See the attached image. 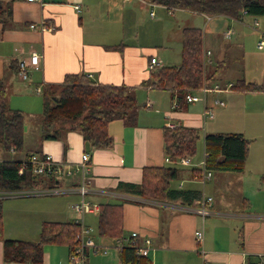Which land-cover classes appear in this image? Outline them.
Segmentation results:
<instances>
[{"label":"crops","instance_id":"1","mask_svg":"<svg viewBox=\"0 0 264 264\" xmlns=\"http://www.w3.org/2000/svg\"><path fill=\"white\" fill-rule=\"evenodd\" d=\"M2 1L10 9V14H7L4 23H0V84L6 90L9 107L22 111L25 116L26 147V134L31 130L28 118L38 108L33 98H36L34 95L42 97L44 85L59 84L69 74L83 73L97 84L134 88L140 105L138 123L136 126H129L122 120L112 121L108 126L113 137L111 146L92 148L85 144L81 133L71 130L66 133L64 140L45 139L40 142L39 134L33 149L40 147L43 154H49L56 161L73 169L80 162L82 154L88 153L90 183L86 199L99 206L104 203L121 204L124 238L137 232L134 240L140 247L145 246L144 241L149 239V255L145 257L152 264H204L206 260L210 264H258L264 254V199L258 202V193L264 191L260 178L264 175V150L255 147L257 137L252 140L246 168L259 192L251 190L253 195H249L250 198L242 183L244 172H218L217 177L212 175L203 182L202 172L201 177H197L193 168L203 170L204 161L193 165L191 159L190 165L176 164L182 167V173L179 179L172 181L173 188L198 191L201 195L213 197L211 214L205 219L195 212L197 200L192 205L180 199L157 201L142 198L134 190L143 180L144 168L175 165L174 162L166 161L164 132L170 124L196 129L199 139L200 133H203V145L206 134L241 133L245 136L248 133L247 130L226 132L220 129V125L216 124V116L219 109L223 112L228 105L214 96L234 91L227 87L239 79H244L247 83L255 82L254 84L262 86L260 91H264V80L258 84V79H246L245 47L238 42V34L229 25L233 21L242 22L247 14L237 20L226 15L206 16L184 10L205 18L207 26L213 21H223L226 25L223 31L208 27L204 31L197 26L181 29V43L185 28L202 30L206 73L210 68L214 69V74L228 72L236 67L241 71L244 69L242 77L236 81L211 77L207 81L208 87L218 84L223 90H210L203 94L202 99L196 101L204 104L203 111L198 112L192 106L196 102H188L185 98L179 100L177 94L172 96L167 90L142 85L153 70L163 66H179L163 63L158 56L160 53L153 46L131 41V28L139 24L137 12L131 4L139 2L141 8L151 9L150 14L154 12L155 6L160 5L154 3L151 6L140 0ZM175 10L180 9H172L170 13ZM155 16L154 12L152 18ZM31 24L36 27L31 28ZM41 24L48 30H40ZM260 26L259 22L256 29L261 37L256 49L260 51L263 60L264 45L262 48L258 47L260 41L264 40V31L259 29ZM136 28L132 29V34L136 31L135 35L138 37L139 31ZM33 52L42 55L41 68L32 70L28 80H22L18 76V63L28 61ZM151 58H157L160 65L150 68ZM199 92L202 93L201 88L192 94L197 95ZM209 94H212V98H208ZM210 113L212 114L209 115ZM9 153L12 155L7 158L0 152V162L25 158L24 152ZM78 183L79 175L76 173L72 180L62 183L68 188L72 186L69 192L31 196L39 198L23 200L27 202L21 211L25 218L22 219L23 227L26 226L24 230L28 229L35 236L39 234V228L45 221L75 222L78 215L75 217L71 209L72 204L80 200L74 187ZM20 209L21 207L18 208ZM99 212L85 215L84 225L97 228ZM4 219L3 201V221ZM201 229L204 237L199 242L196 232ZM11 234L12 231H6L4 223V239L23 240ZM98 237L102 245L99 246V252L88 253L89 264H121L119 240L99 234ZM90 254L94 255L89 258ZM68 255L69 250L65 245H46L41 264H68ZM0 264L25 263L6 262L3 258V240H0Z\"/></svg>","mask_w":264,"mask_h":264},{"label":"trees","instance_id":"2","mask_svg":"<svg viewBox=\"0 0 264 264\" xmlns=\"http://www.w3.org/2000/svg\"><path fill=\"white\" fill-rule=\"evenodd\" d=\"M165 6L168 10L180 9L206 16L226 15L240 20L243 15L264 17V0H149ZM10 14L0 0V23ZM182 63L179 66H163L153 70L142 85L153 89H163L177 94L178 99L197 91L211 79L205 70L203 32L200 28L183 30ZM231 89L234 91L256 92L262 86L237 80ZM43 110L41 117L40 142L45 139H63L68 131H78L84 142L92 148L109 147L113 144L108 126L112 121L122 120L124 124L136 126L140 105L134 88L125 85L97 84L86 74H69L59 84H47L42 89ZM22 111L12 109L7 102V93L0 84V145L6 153L19 152L23 160H3L0 162V191H14L32 188H47L59 184L52 177L33 173L28 161L32 154H42L41 148L26 149L25 125ZM166 155L176 161L181 157L196 154L199 133L185 126L166 128L164 132ZM205 168L212 172L245 171L250 140L241 133L206 134L204 138ZM23 168V172L19 173ZM182 167H146L143 180L135 186L140 197L157 201L180 199L189 205L199 200L198 191H184L172 187V181L179 179ZM197 170L199 172H197ZM201 177V168H193ZM75 176V175H74ZM73 176V178H74ZM72 178V179H73ZM264 185V175L261 177ZM3 201L0 198V240H3V258L6 262L41 264L46 245H65L69 254L76 249L80 226L76 222H44L37 241L4 239ZM102 237L122 240L123 206L104 203L100 205L97 225ZM131 239L119 247L121 264H152L149 258L137 253Z\"/></svg>","mask_w":264,"mask_h":264},{"label":"rangeland","instance_id":"3","mask_svg":"<svg viewBox=\"0 0 264 264\" xmlns=\"http://www.w3.org/2000/svg\"><path fill=\"white\" fill-rule=\"evenodd\" d=\"M137 6V7H135ZM131 7L134 8L137 12V16L139 19V24L134 28H131V41L135 43H141L148 45L150 47L153 46L157 52L160 54L159 59L165 63L170 65H180L182 63V43L179 40V34L181 29L186 26H197L205 31L208 29L223 31L226 29V25L223 21H219L215 23L214 21L210 23L208 26L206 25L205 18L196 16L194 14H190L185 12L184 10H175L174 13H170L168 9L160 6H155L153 11L155 12V18H152L150 11L146 7L141 8V4L139 2H133ZM255 18H257L260 22V30L264 31V17H253L247 15L244 17L242 22L233 21V24H229L238 34V42L244 45L246 52V79H258L259 81L264 80V59L262 60L260 51L256 49L257 42L260 40L261 34L255 27ZM137 27V28H136ZM137 29L139 31V36L135 35L136 31H134V35L132 34V29ZM236 37H234L235 39ZM242 71L236 67L231 68L228 72H219L218 74H214V69L210 68L207 70L208 76L213 77L215 79H219L220 77H224L226 79H230L232 81H236L242 77ZM254 77V78H253ZM255 83V82H254ZM261 84V83H260ZM232 90V89H231ZM200 97H203V93L197 94ZM218 100L225 101L228 105L226 110L221 112L219 109V113L216 116V124L220 125V129H223L226 132H235V131H248L245 136L250 140L249 153L252 145V140L257 137L255 141V147L264 150V91L257 92H243V91H232L230 93H221L218 95H214ZM33 101L34 104H38V108L34 109L31 114L32 117L28 118V121L31 126V130L26 134V144L28 149L31 150L36 146L38 141V137L40 134L41 128V117H42V97L34 95ZM208 98H212V94L208 95ZM211 103V100L210 102ZM193 110H197L198 112L203 111L204 104L203 102H196L192 104ZM200 139L197 143V151L196 154L192 157V163L199 164L205 159L204 153V145H203V133H200ZM26 147V148H27ZM0 152L5 157H10L11 153H6L3 151L0 145ZM248 153V158H249ZM16 158V156H14ZM247 158V161H248ZM247 167V162H246ZM245 167L244 175L242 177V183L244 184L246 193L248 197L249 195H253L251 190H255L256 193L259 192L257 187L253 184V177L251 173ZM218 172H213L214 177H217ZM261 178V176H260ZM173 184H175L173 182ZM203 189V187L201 188ZM258 202L263 201L264 199V191L259 192ZM207 196H209L207 194ZM39 197H29V196H20L17 198H3L4 199V213L5 219L4 223L6 226V231L11 232V235L18 237L23 240L37 241L40 237L41 227L39 234L32 236V234L27 230H24L23 220H25L23 213H21L26 201L23 200H32ZM73 205V204H72ZM8 206H11L9 208ZM21 207L20 210L18 208ZM73 215L76 217V213L71 209ZM48 222V221H45ZM90 226V225H89ZM93 228V238L96 241L97 246H101L102 244L99 241V237L97 234L96 226H90ZM51 246V245H48ZM64 246V245H63ZM65 248V247H63ZM68 248V247H67ZM69 250V249H68ZM111 249H109V252ZM94 254H90L89 258ZM70 256L68 255V264H70Z\"/></svg>","mask_w":264,"mask_h":264},{"label":"built area","instance_id":"4","mask_svg":"<svg viewBox=\"0 0 264 264\" xmlns=\"http://www.w3.org/2000/svg\"><path fill=\"white\" fill-rule=\"evenodd\" d=\"M143 3H147L149 5H154V3L148 2L146 0H140ZM77 9L79 7L77 6ZM151 15H154V12H151ZM255 27L259 25L258 20L254 22ZM31 28H35L34 24L30 25ZM40 30L46 31L48 28L41 24L39 27ZM229 33H227L228 35ZM264 45V40L260 41L259 48H262ZM210 54V51L207 52ZM42 64V55L36 52H33L28 61H20L18 63V76L22 80H28L30 78V74L32 70H39ZM160 65V61L157 58H151L150 68H154V66ZM232 84L228 85V89L231 88ZM214 90V91H222L220 85L215 84L212 88L204 85L201 88L203 94L206 92ZM40 92V90H37ZM202 98L198 95L189 93L186 95V100L188 102H196L201 100ZM210 113L209 115H211ZM169 127H174V125H169ZM207 154H205L206 158ZM89 160L90 155L88 153H83L81 156L80 162L73 169L62 162H58L52 158L49 154H32L28 161L31 163L33 168V173L36 175L48 176L54 178V180L59 181V184H56L47 188H32V189H23V190H14V191H0V198H17L20 196H51V195H60L63 193H67L71 190V187L63 186L62 183H65L67 180H72L73 176L77 173L79 175V183L74 186L77 193L80 196V200L72 205L73 211L78 215V218L75 220L77 224H79L80 231L77 235L78 244L76 249L69 254L71 264H89L88 262V253H97L99 252V246H97L96 241L93 238V229L84 225V217L87 214L98 213L100 210V206L98 204L92 203L86 199V196L89 192L88 185L90 183L89 180ZM166 161L174 162L178 165H190L191 158L190 157H181L178 160L174 161L169 156L166 157ZM23 172V168L20 169L19 173ZM213 173L210 170L205 168V160L203 162V170H202V181L205 182L212 177ZM73 187V188H74ZM213 197L207 196L205 194L197 200V204L195 207V212L200 214L203 219L211 214V206L213 204ZM137 237V232H133L129 238H123L118 241V245L121 246L122 243H128L131 239H135ZM196 237L198 241H202L204 237L203 230H199L196 232ZM134 244L137 247V253L141 256H148L149 249L151 245V241L149 239L145 240V246L140 247L136 244V240H134ZM107 252V249H105ZM204 264H210L209 261H205ZM258 264H264V254L261 255L260 261Z\"/></svg>","mask_w":264,"mask_h":264},{"label":"bare ground","instance_id":"5","mask_svg":"<svg viewBox=\"0 0 264 264\" xmlns=\"http://www.w3.org/2000/svg\"><path fill=\"white\" fill-rule=\"evenodd\" d=\"M90 228V227H89ZM92 235H93V233H92Z\"/></svg>","mask_w":264,"mask_h":264}]
</instances>
